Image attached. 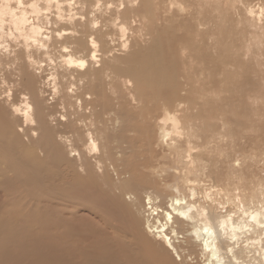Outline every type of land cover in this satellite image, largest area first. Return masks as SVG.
I'll return each mask as SVG.
<instances>
[{
	"label": "bare ground",
	"instance_id": "bare-ground-1",
	"mask_svg": "<svg viewBox=\"0 0 264 264\" xmlns=\"http://www.w3.org/2000/svg\"><path fill=\"white\" fill-rule=\"evenodd\" d=\"M160 20L186 34L181 88ZM263 72L264 3L0 0V264H264Z\"/></svg>",
	"mask_w": 264,
	"mask_h": 264
},
{
	"label": "rangeland",
	"instance_id": "rangeland-1",
	"mask_svg": "<svg viewBox=\"0 0 264 264\" xmlns=\"http://www.w3.org/2000/svg\"><path fill=\"white\" fill-rule=\"evenodd\" d=\"M264 3V1L263 0H245V5H251V6H253V5H257V4H259V5H262ZM232 14H233V16H234V13L233 12H231L230 13V17L232 16ZM159 16H161V13H159ZM232 16V17H233ZM231 17V18H232ZM158 24L160 25L159 27H158V34L159 35H154V37L157 39L158 38V41H157V44H158V46H159V54L160 55H162V58H161V62L163 63V64H161L163 67L164 66H166V67H168V65H171V66H169L168 67V69H167V71L165 72L166 73V75H165V80L167 79V81H168V83L169 84H173V85H175V86H178V88H181V86L182 85H184V82H186V80H187V74H188V59H187V56H185V57H180V55H179V52H178V48H179V45H181V43H185V41H186V34H184L185 35V38H184V36H183V38H182V32L180 31L179 32V37H178V39H175L174 37H172V36H169V32L168 31H166L165 29H167V26H169L170 24H166V22H164L163 23V21L162 20H160V21H158ZM156 25V24H155ZM157 26V25H156ZM148 30H149V32H150V34H154V32H155V29H154V27L153 26H147L146 27ZM175 29V30H174ZM177 29H178V27H176V24H174L173 25V28L171 29V30H174V31H177ZM132 31L134 32V33H132L131 31H130V37H129V39H130V42L132 43V45L130 46V48H131V50L130 51H133V50H135V51H137V50H139L140 52H142L143 51V48L145 47V45L147 44V40L149 39V35H143V37H142V39H145V42H141L140 40H138V32L136 31L135 32V29L133 30L132 29ZM143 33L144 34H146V29L144 28L143 29ZM182 33V34H181ZM181 35V36H180ZM148 37V38H147ZM132 40H133V42H132ZM141 42V43H140ZM131 43H129V44H131ZM140 44V45H139ZM141 46V47H140ZM144 46V47H143ZM139 47H140V49H139ZM178 47V48H177ZM142 48V49H141ZM218 50L220 51V53L221 54H217L216 52H215V54H210V53H208V52H205V55H206V61H207V65H208V68H207V71L208 72H210V74H212L213 72L212 71H219L220 70V65H219V61H220V59L222 58V54H224V52H226V50L228 49V47L227 46H224V45H222V44H220V45H218ZM123 53V52H122ZM164 57V58H163ZM184 63V64H183ZM175 64V65H174ZM171 69V70H170ZM211 69V70H210ZM186 70V71H185ZM173 72V73H172ZM263 75H264V72H263ZM181 78V79H180ZM214 80V79H213ZM213 80L211 81V86L213 87V89H218L219 88V90H221L220 88H222V87H224V88H222V91L224 90V89H226V91L227 90H232V88L230 87V84L228 83V81L229 80H234L233 78H231V79H229V80H226V81H224V86H220L219 84L220 83H218L217 81H214L213 82ZM225 82L226 83H228L227 85H228V87L226 88V84H225ZM179 83H181V84H179ZM215 86V87H214ZM218 86H220V87H218ZM257 84L256 83H254L253 84V86H252V88H254L255 90L257 89ZM206 88H209V87H206ZM229 88V89H228ZM218 90V91H219ZM179 94H180V92H179ZM222 104V103H221ZM221 108H223V104H222V107ZM123 111V109L121 110V114H122V116L124 117V120L125 119H127L129 116H130V111H128V110H125L124 109V111ZM208 112L210 111L211 112V109L210 108H208V110H207ZM206 111V112H207ZM214 112H215V110H214ZM120 113V112H119ZM125 124L126 125H128L129 124V121H127L126 120V122H125ZM131 138V137H130ZM130 138H128L127 139V143H128V146H130L131 148H130V153L132 154V155H134L135 153L136 154H138V152L140 153V151H141V149H140V146H139V143L136 141H134V140H132V139H130ZM119 139H120V141H122L123 143L124 142H126V139H125V137L124 136H120L119 137ZM134 141V142H133ZM137 143V144H136ZM111 147H112V145H110ZM139 147V148H138ZM136 149H138L137 151H136ZM140 149V150H139ZM115 151V152H114ZM136 151V152H135ZM116 154V150H112L111 151V154H109V157H110V159L112 158H114L113 156ZM131 155V156H132ZM5 160L7 159V160H9L8 158H4ZM4 160V162L6 163V166H7V160L5 161ZM9 167L7 166L6 167V170L8 169ZM10 169V168H9ZM49 169H53V167H50ZM1 172L0 173H2L1 175H3L4 173V171H2V170H4V168L2 167L1 169ZM6 170H5V172H6ZM55 170H56V173H58L59 171H61V173L65 170L64 169V166H61V167H57V166H55ZM8 171H10V170H7V172ZM11 172V171H10ZM9 175H10V173H8ZM60 180V178H57L56 179V181L58 182ZM138 179H136V181H137ZM141 184L143 183L144 185H146L147 184V182H146V180L144 179L143 181H139ZM38 185L40 186H37V189H38V191H40L41 192V195L43 194V192L46 190V186L43 184V183H38ZM44 187H43V186ZM134 185L132 184V183H129L128 184V187L129 188H132ZM18 189H19V193H21V191H22V189H23V187H18ZM17 200H18V198H17ZM42 200H45V198L43 197V199ZM42 200H40V202L38 203V205L41 207V209H42V211L46 208V207H48V208H55L56 207V205H59L61 202H66L68 199L67 198H65V197H62V201L61 202H58L57 201V199H53L52 200V206H55V207H52V206H49V203H47V200H45V201H42ZM24 201H25V203H23L22 204V208H25L27 205H32V203L34 204V200L33 199H31V198H26V199H24ZM43 203H42V202ZM42 205H41V204ZM45 203H47V204H45ZM6 204H9V207H12V209H14L13 210V212L16 210V204H15V202H12V201H7V203ZM13 204V205H12ZM12 205V206H11ZM25 206V207H24ZM44 206V207H43ZM83 210V208L82 207H75V208H72V209H66V210H64L63 212H59V211H57V210H54V212H55V216H57V217H59L60 219H63V220H69V214L70 213H72L73 211H82ZM25 211H26V209H25ZM31 211L32 210H30V211H28L27 212V214H29V213H31ZM23 216L22 214H21V212L19 211V217H16V218H19V220H18V222L19 223H21V221H27L28 223H29V225H30V231L32 232V233H39L40 232V228L38 229V226H36V224H34L33 222H30V221H28V220H26V219H24V218H21V216ZM34 224V225H33ZM37 228V229H36Z\"/></svg>",
	"mask_w": 264,
	"mask_h": 264
}]
</instances>
